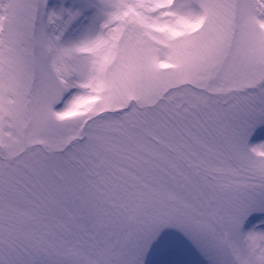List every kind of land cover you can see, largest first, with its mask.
Returning a JSON list of instances; mask_svg holds the SVG:
<instances>
[{"label":"snow or ice","instance_id":"obj_1","mask_svg":"<svg viewBox=\"0 0 264 264\" xmlns=\"http://www.w3.org/2000/svg\"><path fill=\"white\" fill-rule=\"evenodd\" d=\"M0 264H264V0H0Z\"/></svg>","mask_w":264,"mask_h":264}]
</instances>
